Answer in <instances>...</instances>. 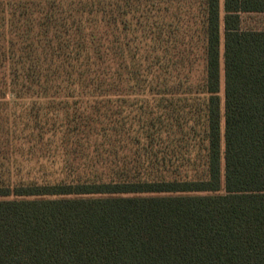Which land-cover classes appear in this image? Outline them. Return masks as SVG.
<instances>
[{"label": "trees", "instance_id": "1", "mask_svg": "<svg viewBox=\"0 0 264 264\" xmlns=\"http://www.w3.org/2000/svg\"><path fill=\"white\" fill-rule=\"evenodd\" d=\"M257 3L0 0V264H264Z\"/></svg>", "mask_w": 264, "mask_h": 264}, {"label": "rangeland", "instance_id": "2", "mask_svg": "<svg viewBox=\"0 0 264 264\" xmlns=\"http://www.w3.org/2000/svg\"><path fill=\"white\" fill-rule=\"evenodd\" d=\"M202 1L203 0H140L142 9H152V17L155 18V20L163 21V23L172 21L173 25L177 26L179 29L177 30V32L179 31L178 35H198L197 30L200 29L198 23L201 20L200 11ZM5 2L6 10L9 11V7L13 3L8 1ZM246 19H248V17H246ZM249 20L255 23L253 26H257L260 24L259 22L262 21L260 18L256 19V21L253 18ZM184 32L186 33L183 34ZM194 65L200 66L201 63ZM221 95L223 97V94Z\"/></svg>", "mask_w": 264, "mask_h": 264}, {"label": "crops", "instance_id": "3", "mask_svg": "<svg viewBox=\"0 0 264 264\" xmlns=\"http://www.w3.org/2000/svg\"><path fill=\"white\" fill-rule=\"evenodd\" d=\"M258 2L256 4L257 8L252 9H244L237 12L239 18V28L245 31H264V0H254ZM224 0H220V29L221 33H223L224 28ZM260 16V17H259ZM248 17V19H246ZM253 18L255 21L256 19H262L257 26H253L255 23L249 20Z\"/></svg>", "mask_w": 264, "mask_h": 264}]
</instances>
